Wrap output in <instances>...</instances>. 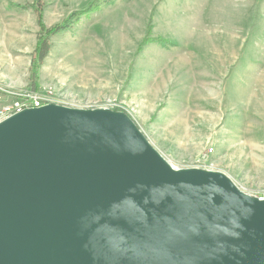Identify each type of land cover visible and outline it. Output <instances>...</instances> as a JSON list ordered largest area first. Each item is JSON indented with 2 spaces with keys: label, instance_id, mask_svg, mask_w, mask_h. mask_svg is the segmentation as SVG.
Segmentation results:
<instances>
[{
  "label": "rangeland",
  "instance_id": "374dc122",
  "mask_svg": "<svg viewBox=\"0 0 264 264\" xmlns=\"http://www.w3.org/2000/svg\"><path fill=\"white\" fill-rule=\"evenodd\" d=\"M34 1L0 0V84L124 112L175 169L219 171L264 197V0H104L50 37L36 81ZM92 2L38 7L50 29Z\"/></svg>",
  "mask_w": 264,
  "mask_h": 264
},
{
  "label": "water",
  "instance_id": "95a60500",
  "mask_svg": "<svg viewBox=\"0 0 264 264\" xmlns=\"http://www.w3.org/2000/svg\"><path fill=\"white\" fill-rule=\"evenodd\" d=\"M0 264H264V198L124 112L26 109L0 123Z\"/></svg>",
  "mask_w": 264,
  "mask_h": 264
},
{
  "label": "trees",
  "instance_id": "16d2710c",
  "mask_svg": "<svg viewBox=\"0 0 264 264\" xmlns=\"http://www.w3.org/2000/svg\"><path fill=\"white\" fill-rule=\"evenodd\" d=\"M104 0H93L92 3H90L88 5V7L80 12H76L72 15L69 16L68 19H66L63 23H61L60 25H56L50 29H48L43 21V15H42V9H40L38 7L39 5H42L43 0H35L33 7L36 8L38 10V13L40 14L39 16V22H40V28L42 31V35L39 37V42L36 48V57L33 61V69H32V77L33 79L36 81L38 79V74H39V68L42 65V62L44 61V59L47 57V55L49 54L50 51V37L52 35H57L63 31L68 30L69 24L71 23V20L74 19L75 17H78L79 15H86L89 14L95 10H98L100 7L101 2ZM151 35V29H148L147 32V36ZM148 38V37H147ZM147 40V39H146ZM150 42H162L165 43L166 41L163 40L162 38H154L151 40H147Z\"/></svg>",
  "mask_w": 264,
  "mask_h": 264
},
{
  "label": "built area",
  "instance_id": "2783aa9c",
  "mask_svg": "<svg viewBox=\"0 0 264 264\" xmlns=\"http://www.w3.org/2000/svg\"><path fill=\"white\" fill-rule=\"evenodd\" d=\"M51 104L28 90H14L0 84V123L26 109ZM264 197H262L263 199Z\"/></svg>",
  "mask_w": 264,
  "mask_h": 264
}]
</instances>
